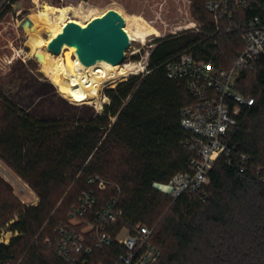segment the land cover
<instances>
[{"label":"trees","instance_id":"trees-1","mask_svg":"<svg viewBox=\"0 0 264 264\" xmlns=\"http://www.w3.org/2000/svg\"><path fill=\"white\" fill-rule=\"evenodd\" d=\"M8 1L0 0L1 9L18 2ZM209 1L193 0V16L205 34L185 31L156 40L149 74L107 89L111 102L90 119L37 118L0 88V159L40 199L37 206H23L0 179V230L17 218L10 229L21 234L10 246L0 245L1 261L65 264L56 253L54 230L68 222L81 194L93 191L96 211L119 197L124 219L153 231L162 250L158 264H264V57L255 62V71L236 80L241 95L255 98L254 106L242 109L231 136L237 151L250 158L246 177L221 158L202 195L185 194L173 202L153 188L190 171L193 156L183 146L188 133L181 126L182 110L193 99L184 81L168 78L167 61L189 51L217 70L230 69L244 50L242 36L252 15L238 13L217 29ZM95 177L115 184L120 193L99 191L89 182ZM122 252L118 244L96 250L90 264H116Z\"/></svg>","mask_w":264,"mask_h":264},{"label":"built area","instance_id":"built-area-1","mask_svg":"<svg viewBox=\"0 0 264 264\" xmlns=\"http://www.w3.org/2000/svg\"><path fill=\"white\" fill-rule=\"evenodd\" d=\"M207 10L212 14L217 29L222 22L234 19L238 13H250L252 18L242 36L244 50L230 69L217 70L213 64L198 60L189 51L166 63L168 78L184 81L188 95L193 99L191 105L183 108L181 115V126L188 133L183 146L193 155L190 171L177 174L167 184H153L155 190L169 196L173 202L185 194L202 195L210 184V172L219 159L223 158L240 178L246 177L250 160L249 156L237 151L231 143V136L238 127L242 109L255 104L254 97L239 93L236 80L242 73L255 71V62L264 57V0H210ZM185 31L205 34L197 24H193V27L177 29L171 36ZM215 46L219 47V43L215 42ZM149 59L150 55L146 69L139 75L149 74ZM89 182L101 189L112 188L120 193L118 186L100 177ZM21 189L25 191V187ZM97 205L98 199L93 191L83 192L69 213L68 222L55 228L56 253L61 261L65 264H90L89 257L96 250L104 251L118 244L124 252L118 256L116 264L159 263L162 250L153 242V231L145 225L126 221L119 197L106 200L100 211H96ZM18 235L21 234L0 232V245L10 246L14 236ZM0 264L12 263L0 260Z\"/></svg>","mask_w":264,"mask_h":264},{"label":"rangeland","instance_id":"rangeland-1","mask_svg":"<svg viewBox=\"0 0 264 264\" xmlns=\"http://www.w3.org/2000/svg\"><path fill=\"white\" fill-rule=\"evenodd\" d=\"M6 1L4 0L3 3ZM10 1L8 2L10 3ZM46 5L57 8L72 6L74 11L69 16V20L83 24L91 21L89 17L91 14H100L101 12L114 14V11H117L119 15L116 13L114 15L120 21L121 16L125 14L137 15L160 33L158 39L171 36L172 32L181 27H193V24H197L198 29L201 28V24L193 16V0H90L87 5L80 0H61L57 3L54 0H18L10 10L5 11V8L1 9L0 6V88L20 108L43 120L59 118L87 120L103 113L105 106L111 102L106 90L115 88L120 82L132 77L121 80L114 86L108 85L103 89L102 99L108 97L109 101L104 103L101 110L95 104L78 105L61 96L54 84L41 72L38 59L29 56L25 51V47L28 46L27 26L23 29L22 25L32 14L42 10ZM78 8H82V10ZM122 26L127 28L128 34L129 32L132 35L136 34L134 28L129 24L123 22ZM45 37L47 38L48 35L46 34ZM155 41L144 44L141 39L135 42L131 39V46L126 52L124 64L146 62L148 55H151L152 48L156 47ZM0 179L10 187L11 197L21 205L32 207L39 204L38 195L1 159ZM24 187L25 191H22L21 188ZM3 188L7 191V187ZM98 190L104 193L114 192L112 188L101 189L98 187ZM60 209L65 211L63 208ZM15 221L17 222V218ZM11 226L10 222L0 232H13L10 229ZM19 236L21 235L14 236V239Z\"/></svg>","mask_w":264,"mask_h":264},{"label":"bare ground","instance_id":"bare-ground-1","mask_svg":"<svg viewBox=\"0 0 264 264\" xmlns=\"http://www.w3.org/2000/svg\"><path fill=\"white\" fill-rule=\"evenodd\" d=\"M73 11L72 6L57 8L46 5L42 10L32 14L29 17L32 24L25 25L27 26L26 33L30 48L27 54L38 59L41 72L54 84L61 96L78 105L95 104L101 110L104 103L109 101L108 97L102 99L103 89L108 85L114 86L119 81L131 76L139 75L146 69V62L113 65L101 61L92 66H85L81 63L76 52L67 45L60 54L50 51L49 45L53 39L63 32L69 22H73V20H69ZM114 12L119 15V12ZM104 15L105 13L101 12L100 14H91L89 17L92 21ZM121 18V23H127L134 28L135 35L129 32L133 42L141 39L144 44H149L159 38L160 33L140 16L125 14ZM74 22L83 27H87L89 23ZM123 28L128 31L126 27Z\"/></svg>","mask_w":264,"mask_h":264},{"label":"water","instance_id":"water-1","mask_svg":"<svg viewBox=\"0 0 264 264\" xmlns=\"http://www.w3.org/2000/svg\"><path fill=\"white\" fill-rule=\"evenodd\" d=\"M26 24H32L29 18L22 25L23 29ZM66 45L76 52L85 66L101 61L119 65L126 61L131 38L121 21L113 13H107L89 22L87 27L74 21L69 22L63 32L50 43L49 50L60 54ZM29 50L26 46L25 51Z\"/></svg>","mask_w":264,"mask_h":264}]
</instances>
